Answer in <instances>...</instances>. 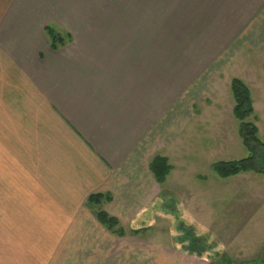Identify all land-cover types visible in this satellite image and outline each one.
Returning a JSON list of instances; mask_svg holds the SVG:
<instances>
[{
    "label": "crops",
    "instance_id": "0c3cea01",
    "mask_svg": "<svg viewBox=\"0 0 264 264\" xmlns=\"http://www.w3.org/2000/svg\"><path fill=\"white\" fill-rule=\"evenodd\" d=\"M158 1L146 12V0H0V209L44 226L68 264H210L168 229L173 216L208 241L194 221L223 194L218 179L245 197L257 190L255 174L220 178L211 166L221 160L210 158L234 137L240 70L222 58L231 47L262 50L264 0H198L201 10L216 4L223 23L204 48L162 44ZM47 25L71 41L53 51ZM256 66L244 84L261 75ZM155 156L171 166L161 185L149 170ZM96 194L110 201L88 206ZM100 210L121 234L98 222Z\"/></svg>",
    "mask_w": 264,
    "mask_h": 264
},
{
    "label": "rangeland",
    "instance_id": "374dc122",
    "mask_svg": "<svg viewBox=\"0 0 264 264\" xmlns=\"http://www.w3.org/2000/svg\"><path fill=\"white\" fill-rule=\"evenodd\" d=\"M147 1L146 4L144 3L145 9L146 12H150L151 3ZM202 5L198 0H159L160 22L159 25L156 23L155 26L160 27L162 44H175L178 48L184 45L194 46V44H197L204 48V45L210 42L208 41L209 37H218L217 29L223 23L215 16L216 4H212V8H209L207 7L208 3H206L204 4V10H201ZM146 25L151 26L152 24L146 23ZM239 38L241 39V36L237 37L238 40ZM213 41L214 47L220 42L218 38ZM241 42L238 41L237 44L239 45ZM232 58H234V61L228 70L237 72L236 69H239L240 73L236 76L240 80L254 66L258 70L256 66L258 63L262 64L261 75H256L255 81H252L253 84H250L249 78H247L245 85L250 90L254 110V113L248 118V122L257 127L258 137L264 142V47L258 52L236 51L231 47L222 60L227 65ZM222 81L224 82V78ZM223 82L220 86L223 85ZM222 89L225 91V86H222ZM229 90L228 87L227 92L230 95ZM233 107L234 102H232V112ZM226 118L228 119V116ZM228 120L230 131L232 132L234 128L232 133L235 138L227 135L225 140L221 139L222 144L213 147L212 145H216V141L206 140L203 136V140L210 142V147L216 149L219 154L216 156V151H214V156L210 158V152L208 155L210 160L237 161L248 156V152L238 137L237 121L234 119V121ZM231 122L232 125H230ZM226 133L228 134V131ZM251 176L257 179V190L256 192L255 190L252 191L250 197L242 195L241 190L243 188H231L232 179L225 181L218 179L224 189L223 194L221 196L211 195L208 200L204 201L198 211V218H195L194 225L199 227L197 233L202 234L205 239L212 234L214 235L213 239L210 238L205 241L200 236L198 237L194 232V227L186 221V223H183L178 214H173L172 220L175 219V221L168 229L177 232L178 239L184 248L206 253L210 264H251L254 257L264 254V178L259 175ZM2 197L0 196V203ZM0 207H2V204H0ZM19 215V211L0 209V264L71 263V260L60 258L62 248L58 247L56 243L44 242V226H26L23 224L26 222L24 219H18ZM213 224L217 227L214 228ZM186 231L193 239L185 237ZM163 239L165 243L170 241L167 236ZM191 243L193 246L190 245Z\"/></svg>",
    "mask_w": 264,
    "mask_h": 264
},
{
    "label": "trees",
    "instance_id": "16d2710c",
    "mask_svg": "<svg viewBox=\"0 0 264 264\" xmlns=\"http://www.w3.org/2000/svg\"><path fill=\"white\" fill-rule=\"evenodd\" d=\"M44 33L53 51L63 48L71 41L68 34L53 25H47L44 28ZM231 92L234 102L232 114L238 123V136L243 147L248 152V156L237 161L216 162L212 164L211 170L220 178H229L242 173H253L264 177V142L258 137L257 127L253 123L248 122V118L254 113L250 91L241 80L233 79ZM149 170L154 180L161 185L170 173L171 166L165 157L155 156L149 162ZM102 199L105 202L110 201L108 195L96 194L88 197L87 204L88 206L98 205ZM96 219L107 230L121 234V230L118 228V221L115 218L100 210L96 212ZM185 235L189 239L192 238L187 231ZM195 241L197 242L196 239ZM190 245L193 246L192 243Z\"/></svg>",
    "mask_w": 264,
    "mask_h": 264
},
{
    "label": "flooded vegetation",
    "instance_id": "af4514ba",
    "mask_svg": "<svg viewBox=\"0 0 264 264\" xmlns=\"http://www.w3.org/2000/svg\"><path fill=\"white\" fill-rule=\"evenodd\" d=\"M251 264H264V254L254 257V259L251 261Z\"/></svg>",
    "mask_w": 264,
    "mask_h": 264
}]
</instances>
